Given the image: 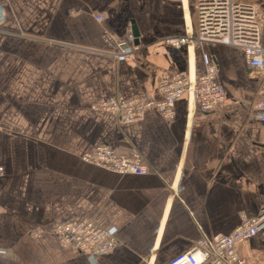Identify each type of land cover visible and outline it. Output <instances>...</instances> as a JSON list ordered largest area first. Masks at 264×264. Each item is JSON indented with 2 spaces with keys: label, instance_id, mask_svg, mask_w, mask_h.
I'll return each instance as SVG.
<instances>
[{
  "label": "crops",
  "instance_id": "0c3cea01",
  "mask_svg": "<svg viewBox=\"0 0 264 264\" xmlns=\"http://www.w3.org/2000/svg\"><path fill=\"white\" fill-rule=\"evenodd\" d=\"M237 1L256 4L264 18V0ZM134 27V56L115 59ZM188 32H197L196 0H0V264H166L259 214L263 79L240 47L163 42ZM207 59L224 90L210 111L189 91L169 119L147 111L121 122L93 109L114 96L160 99V79L197 81ZM101 143L139 151L149 172L82 160ZM83 219L114 227L116 247L97 255L61 246L55 225ZM237 252L244 264H264V227Z\"/></svg>",
  "mask_w": 264,
  "mask_h": 264
},
{
  "label": "built area",
  "instance_id": "2783aa9c",
  "mask_svg": "<svg viewBox=\"0 0 264 264\" xmlns=\"http://www.w3.org/2000/svg\"><path fill=\"white\" fill-rule=\"evenodd\" d=\"M196 14L195 34L171 35L164 37L163 42L176 49L194 41L242 48L247 64L263 79L256 107L258 117L264 123V18L261 9L254 3L237 0H196ZM137 49L132 33L119 42L113 56L117 60L130 59ZM216 72V64L207 59L206 71L197 81L180 73L160 79L157 87L160 99L114 96L93 108L114 113L121 122L140 120L147 111H156L169 119L176 114L178 97L189 91L199 96L203 111H210L224 100V90L216 82ZM81 158L87 163L120 174L143 175L150 170L139 151L121 152L107 143L97 145ZM3 173L4 168L0 166V175ZM263 227L264 205L255 217L242 215L241 223L230 234L203 236L190 249L176 255L166 264H244V259L237 252V244L255 236ZM54 233L61 246L97 255L110 252L118 242L114 227H102L91 219L59 222L54 227Z\"/></svg>",
  "mask_w": 264,
  "mask_h": 264
},
{
  "label": "water",
  "instance_id": "95a60500",
  "mask_svg": "<svg viewBox=\"0 0 264 264\" xmlns=\"http://www.w3.org/2000/svg\"><path fill=\"white\" fill-rule=\"evenodd\" d=\"M135 28V27H134ZM133 36H134V43L136 44V45H138L139 43H140V41H139V38H138V36H137V29L135 28V32L133 31Z\"/></svg>",
  "mask_w": 264,
  "mask_h": 264
},
{
  "label": "rangeland",
  "instance_id": "374dc122",
  "mask_svg": "<svg viewBox=\"0 0 264 264\" xmlns=\"http://www.w3.org/2000/svg\"><path fill=\"white\" fill-rule=\"evenodd\" d=\"M94 110H96L95 108H93ZM93 150V149H92Z\"/></svg>",
  "mask_w": 264,
  "mask_h": 264
}]
</instances>
